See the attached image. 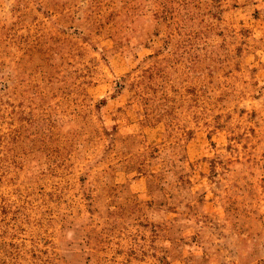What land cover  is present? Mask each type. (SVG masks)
I'll use <instances>...</instances> for the list:
<instances>
[{"label": "rangeland", "instance_id": "obj_1", "mask_svg": "<svg viewBox=\"0 0 264 264\" xmlns=\"http://www.w3.org/2000/svg\"><path fill=\"white\" fill-rule=\"evenodd\" d=\"M0 264H264V0H0Z\"/></svg>", "mask_w": 264, "mask_h": 264}]
</instances>
